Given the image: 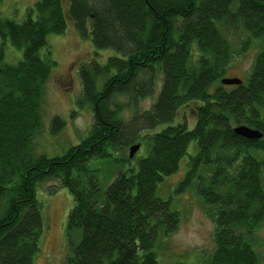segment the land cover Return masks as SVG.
<instances>
[{
    "label": "trees",
    "instance_id": "16d2710c",
    "mask_svg": "<svg viewBox=\"0 0 264 264\" xmlns=\"http://www.w3.org/2000/svg\"><path fill=\"white\" fill-rule=\"evenodd\" d=\"M67 20L95 49L117 55L80 67L77 104L90 105L92 124L79 143L49 157L33 140L56 66L47 36L63 34ZM224 31L246 35L239 52L260 44L238 86L221 83L236 54ZM8 44L22 51L15 65L2 62ZM181 109L191 127L184 115L177 120ZM51 120L59 132L64 122ZM242 125L261 139L236 136ZM193 141L197 152L175 192L191 189L214 217L206 264H259L252 237L264 224V0H36L21 23L0 18V264H32L40 253L47 226L39 192L51 195L54 182L73 199L66 264H158L156 243L180 220L156 189L185 164ZM140 142L145 154L131 161L127 151ZM91 160L122 169L103 187Z\"/></svg>",
    "mask_w": 264,
    "mask_h": 264
},
{
    "label": "rangeland",
    "instance_id": "374dc122",
    "mask_svg": "<svg viewBox=\"0 0 264 264\" xmlns=\"http://www.w3.org/2000/svg\"><path fill=\"white\" fill-rule=\"evenodd\" d=\"M35 1L0 0V18L21 23ZM64 8L67 10L65 2ZM67 21V27L63 34L47 36V43L51 48L56 66L43 88L40 105L42 130H39L33 140L36 151L49 157L61 155L68 148L79 143L86 137L92 124L93 112L90 105L79 106L77 104L81 95V82L78 73L80 67L91 63L104 64L107 58L117 55L109 49H95L90 35L85 38L80 37L74 29L73 23L70 20ZM90 24L87 23L88 31L91 30ZM223 33L236 53L234 60L227 68L225 77L245 82L255 56L260 50V44L256 41L251 42L249 48L244 52H239L240 45L246 39V35L242 31L236 33L224 31ZM193 48L196 49V46L193 45ZM21 57L22 51L8 44L2 62L15 65ZM160 82L161 76H158L156 92H158ZM102 87L103 81H99L97 89L100 91ZM155 96L156 93L152 98L139 102L138 111L149 108L156 99ZM131 113H133V109L124 111L123 117L127 119ZM183 115L191 127L194 121L193 116L188 111L181 109L177 114V120H180ZM53 117H58L64 122V126L59 132L53 130L51 124ZM161 127H157L155 130H159ZM139 144L140 148L135 153L136 157L134 156L131 161L137 160L145 154L143 153L144 145L142 142ZM196 152L197 145L193 141L189 144L187 156L183 159L185 164L181 163L176 173L167 177L163 183L157 186L156 195L165 201H170L171 209L178 212L180 220L174 233L167 238L158 239L155 247L158 264H206L208 257L214 251L213 238L216 226L214 217L210 215L209 207H206L191 189H185L183 193L175 192L178 182L185 174L189 157L194 156ZM126 155L125 153L124 156L126 157ZM115 157L119 156L115 155ZM87 165L90 169L97 171L103 187L110 184L115 173L122 169L118 162L108 160H91ZM132 165L135 166L136 162ZM53 185L55 189L51 195L46 192L48 187L43 192H39V197L45 201L43 219L47 227L41 239L40 253L32 264H66V257L69 253L66 220L67 214L72 208L73 199L68 191L57 182H54ZM252 241L260 259L259 264H264V224L254 232Z\"/></svg>",
    "mask_w": 264,
    "mask_h": 264
},
{
    "label": "water",
    "instance_id": "95a60500",
    "mask_svg": "<svg viewBox=\"0 0 264 264\" xmlns=\"http://www.w3.org/2000/svg\"><path fill=\"white\" fill-rule=\"evenodd\" d=\"M221 83L223 85H228V86H238L241 85V81L238 79H229V80H222ZM233 133L236 136L245 138L247 140H258L261 139L262 135L259 133L257 130L251 129L247 126H238L233 128ZM139 145H133L129 148V159H132L136 151L138 150Z\"/></svg>",
    "mask_w": 264,
    "mask_h": 264
}]
</instances>
